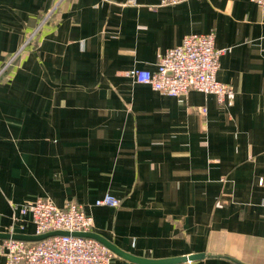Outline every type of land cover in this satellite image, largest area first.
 <instances>
[{"label": "crops", "instance_id": "0c3cea01", "mask_svg": "<svg viewBox=\"0 0 264 264\" xmlns=\"http://www.w3.org/2000/svg\"><path fill=\"white\" fill-rule=\"evenodd\" d=\"M40 26L38 48L0 87V234L14 205L42 198L82 205L93 233L138 258L264 264V10L251 0H0V68ZM195 33L215 34L232 108L125 74L156 71ZM107 194L120 206H95ZM24 224L15 232L33 235Z\"/></svg>", "mask_w": 264, "mask_h": 264}, {"label": "built area", "instance_id": "2783aa9c", "mask_svg": "<svg viewBox=\"0 0 264 264\" xmlns=\"http://www.w3.org/2000/svg\"><path fill=\"white\" fill-rule=\"evenodd\" d=\"M130 1L134 3L135 0ZM185 1L189 0H158V6H174ZM251 1L264 10V0ZM222 54L223 51L215 47L214 33L190 34L181 44L166 50L156 71L132 69L125 74L135 83L147 85L169 97L186 96L195 91L205 96L213 95L220 106L232 108L237 92L233 86L218 80ZM120 203L119 199L107 194L97 200L95 206L117 208ZM20 221L26 223L21 226L22 231L29 223L34 226V236L56 231L70 235L50 237L40 242L3 240L6 264H112L117 257L94 239L71 235L93 230V218L77 202L58 207L50 200L40 198L14 205L12 225L7 234H18L15 228Z\"/></svg>", "mask_w": 264, "mask_h": 264}, {"label": "water", "instance_id": "95a60500", "mask_svg": "<svg viewBox=\"0 0 264 264\" xmlns=\"http://www.w3.org/2000/svg\"><path fill=\"white\" fill-rule=\"evenodd\" d=\"M70 235L67 232H61V231H56L52 232L46 235L42 236H34V235H25V234H0V239L6 240V239H14L18 241H24V242H40L43 241L47 238L50 237H55V236H66ZM72 236L75 237H82V238H91L94 239L101 244H103L105 247H107L111 252H113L116 256L122 257L126 260H129L131 262L137 263V264H182V263H192V262H197L202 259H204V254H193L190 256H185V257H179V258H172V259H164V260H148V259H143V258H138L135 256H132L126 252H123L122 250L118 249L115 245L107 241L106 239L102 238L101 236L93 233V232H88V233H73L71 234Z\"/></svg>", "mask_w": 264, "mask_h": 264}, {"label": "rangeland", "instance_id": "374dc122", "mask_svg": "<svg viewBox=\"0 0 264 264\" xmlns=\"http://www.w3.org/2000/svg\"><path fill=\"white\" fill-rule=\"evenodd\" d=\"M46 18L44 19V22ZM41 26L31 35L23 40L19 50L6 58L0 68V87L7 84L14 76L20 63L25 59L27 54L32 50H36L39 46V35ZM12 58V59H11Z\"/></svg>", "mask_w": 264, "mask_h": 264}]
</instances>
